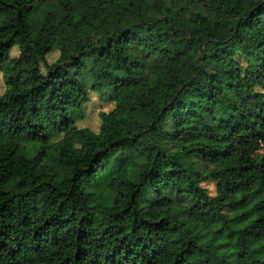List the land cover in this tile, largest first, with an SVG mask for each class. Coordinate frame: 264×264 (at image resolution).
Instances as JSON below:
<instances>
[{
	"label": "trees",
	"instance_id": "obj_1",
	"mask_svg": "<svg viewBox=\"0 0 264 264\" xmlns=\"http://www.w3.org/2000/svg\"><path fill=\"white\" fill-rule=\"evenodd\" d=\"M46 1L0 0V264H264V0H57L32 36Z\"/></svg>",
	"mask_w": 264,
	"mask_h": 264
},
{
	"label": "rangeland",
	"instance_id": "obj_2",
	"mask_svg": "<svg viewBox=\"0 0 264 264\" xmlns=\"http://www.w3.org/2000/svg\"><path fill=\"white\" fill-rule=\"evenodd\" d=\"M149 12L147 8L143 9L142 18ZM63 13V8L60 6L57 0H47L46 3L40 4L37 10L29 16L27 21V28L32 36L38 34L42 20L45 17H50L55 23L59 21ZM138 20V19H136ZM135 20V21H136ZM59 37L57 36L55 40L57 41ZM18 55V48L14 47L11 51V57ZM58 56V53H53L49 56L48 60L53 63ZM5 89L4 81L0 74V94L3 93ZM112 107L111 103H106L101 100L100 96L92 94V101L84 110V117L78 122L79 127H87L93 130H97L99 126V113L102 111H107ZM20 178L15 177L7 183V188L10 190H15L20 184ZM212 194L215 193V186L211 182L205 184Z\"/></svg>",
	"mask_w": 264,
	"mask_h": 264
}]
</instances>
